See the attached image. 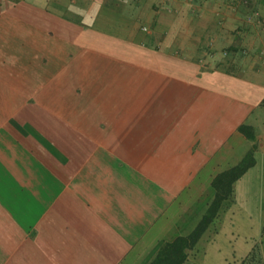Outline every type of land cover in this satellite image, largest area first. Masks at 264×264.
I'll return each instance as SVG.
<instances>
[{
	"label": "crops",
	"instance_id": "1",
	"mask_svg": "<svg viewBox=\"0 0 264 264\" xmlns=\"http://www.w3.org/2000/svg\"><path fill=\"white\" fill-rule=\"evenodd\" d=\"M249 149L174 264H264V0H0V264H149Z\"/></svg>",
	"mask_w": 264,
	"mask_h": 264
},
{
	"label": "trees",
	"instance_id": "2",
	"mask_svg": "<svg viewBox=\"0 0 264 264\" xmlns=\"http://www.w3.org/2000/svg\"><path fill=\"white\" fill-rule=\"evenodd\" d=\"M248 128L250 127L242 125L240 130L246 133V129ZM248 137L252 138L251 135H248ZM253 164V151L249 149L236 164L217 173L212 180V187L214 189L213 198L208 203L196 226L190 233L164 245L149 264H174L183 260L186 257V249L190 248L199 239L203 231L217 215L223 202L231 198L234 181ZM251 262L252 264H258V261L253 259V256L248 257V260L246 259V264Z\"/></svg>",
	"mask_w": 264,
	"mask_h": 264
},
{
	"label": "rangeland",
	"instance_id": "3",
	"mask_svg": "<svg viewBox=\"0 0 264 264\" xmlns=\"http://www.w3.org/2000/svg\"><path fill=\"white\" fill-rule=\"evenodd\" d=\"M237 187H239V188L236 189V195H240V194H242V185H241V184H238ZM246 221H247V225H248L249 222H250V219H246ZM236 228L239 229V237L241 236V232H240V230H241L243 233H247L248 230H250V226L247 228V227L237 226V224L233 225V230H235ZM261 234H262L261 232L258 233V234H255L254 242H255L256 239H258V240L260 239ZM258 243H259V241H258Z\"/></svg>",
	"mask_w": 264,
	"mask_h": 264
},
{
	"label": "built area",
	"instance_id": "4",
	"mask_svg": "<svg viewBox=\"0 0 264 264\" xmlns=\"http://www.w3.org/2000/svg\"><path fill=\"white\" fill-rule=\"evenodd\" d=\"M187 2H191V0H186ZM249 19H251V16H248Z\"/></svg>",
	"mask_w": 264,
	"mask_h": 264
}]
</instances>
